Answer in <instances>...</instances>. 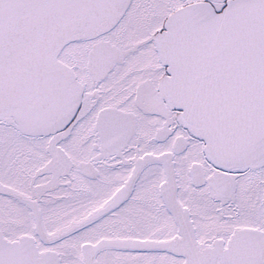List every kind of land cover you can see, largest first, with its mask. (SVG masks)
Segmentation results:
<instances>
[{"label": "snow or ice", "instance_id": "6c2138e0", "mask_svg": "<svg viewBox=\"0 0 264 264\" xmlns=\"http://www.w3.org/2000/svg\"><path fill=\"white\" fill-rule=\"evenodd\" d=\"M0 264H264V0H0Z\"/></svg>", "mask_w": 264, "mask_h": 264}]
</instances>
